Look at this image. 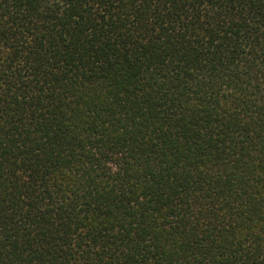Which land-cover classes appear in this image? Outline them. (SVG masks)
Masks as SVG:
<instances>
[{
  "label": "trees",
  "instance_id": "trees-1",
  "mask_svg": "<svg viewBox=\"0 0 264 264\" xmlns=\"http://www.w3.org/2000/svg\"><path fill=\"white\" fill-rule=\"evenodd\" d=\"M0 264H264V0H0Z\"/></svg>",
  "mask_w": 264,
  "mask_h": 264
}]
</instances>
